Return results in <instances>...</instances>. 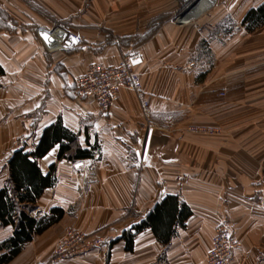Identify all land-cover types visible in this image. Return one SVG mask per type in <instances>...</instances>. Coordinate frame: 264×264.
<instances>
[{
	"label": "crops",
	"instance_id": "obj_1",
	"mask_svg": "<svg viewBox=\"0 0 264 264\" xmlns=\"http://www.w3.org/2000/svg\"><path fill=\"white\" fill-rule=\"evenodd\" d=\"M180 2L0 0V190L13 152L35 151L58 121L75 137L71 155L79 148L91 153L60 158L59 148L48 160L30 157L42 175L51 172L53 184L35 202L42 213L29 212H65L5 264L48 262L68 227L107 243L50 264H207L221 219L240 240L226 264H264V61L257 60L264 20L249 17L264 0H215L186 22L175 19ZM58 24L78 30L84 43L48 51L38 30ZM132 48L141 53L135 65L152 109L142 168L134 151L146 139L138 95L122 87L104 111L78 95L76 81L93 66H116ZM77 160L83 165L75 167ZM167 196L190 210L169 239L150 225L133 231ZM13 231L0 225V243Z\"/></svg>",
	"mask_w": 264,
	"mask_h": 264
},
{
	"label": "built area",
	"instance_id": "obj_2",
	"mask_svg": "<svg viewBox=\"0 0 264 264\" xmlns=\"http://www.w3.org/2000/svg\"><path fill=\"white\" fill-rule=\"evenodd\" d=\"M214 1L215 0H213V2ZM181 2L182 5L192 2L191 4L193 5H191V9H194L197 7L200 0H181ZM41 33H47L51 39L46 41ZM38 36L42 40L45 48L50 52L54 51L53 48L55 46H59L60 49H69L72 47H79L84 43V38L78 30L68 29L62 24H58L53 29H39ZM140 57L141 53L137 51V49L132 48L129 52L122 54L116 66H93L76 81L78 95L81 97L94 98L104 111L110 110L109 108L116 102L119 96L118 93L122 87L132 89L138 95L141 102L142 114L146 122V139L142 145L135 147L134 151L136 155V165L142 168L148 165L149 140L151 138L153 126L151 122L152 109L150 108V100L144 91L143 81L135 65ZM225 94V88H222L221 95ZM190 129L201 132L216 131L214 128L210 127L193 126L190 127ZM82 165V160H77L75 163V167H80ZM37 212L42 213L38 210ZM104 241L105 238L100 235L93 233L89 234L80 229L68 227L58 239L53 251L54 255L50 260L48 262L37 261L36 264H50V262L75 257L79 253L100 247ZM239 247L240 240L237 235L234 234L231 223L226 219H221V222L214 230L212 242L206 255V263L226 264L234 258Z\"/></svg>",
	"mask_w": 264,
	"mask_h": 264
},
{
	"label": "trees",
	"instance_id": "obj_3",
	"mask_svg": "<svg viewBox=\"0 0 264 264\" xmlns=\"http://www.w3.org/2000/svg\"><path fill=\"white\" fill-rule=\"evenodd\" d=\"M249 17L254 19L255 23L264 20V5L249 13ZM74 141V135L58 121L46 128L35 151L26 153L20 148L13 152L9 160L10 177L5 187L0 190V225H12L14 231L10 237L0 243V264H5L14 258L35 234L44 232L63 217L65 211L60 207L52 208L51 213L42 217L33 216L29 212L34 209L35 202L45 187L53 184L51 172L46 176L42 175L36 160L32 161L30 157L43 156L45 150L54 143L62 144L58 153L60 158L89 157L91 153L80 148L75 152V156L69 153L71 143ZM189 214L188 208L184 206L179 208L178 198L167 196L154 207L145 221L133 228V231L150 225L158 237L166 240L169 239L172 226ZM133 236L132 230L124 234L128 239L129 247L132 245Z\"/></svg>",
	"mask_w": 264,
	"mask_h": 264
},
{
	"label": "rangeland",
	"instance_id": "obj_4",
	"mask_svg": "<svg viewBox=\"0 0 264 264\" xmlns=\"http://www.w3.org/2000/svg\"><path fill=\"white\" fill-rule=\"evenodd\" d=\"M181 1V0H180ZM193 2V1H192ZM191 2V3H192ZM191 3H189V4H186V5H182V2H180V6H181V8H180V10H179V12L177 13V15L175 16V19L176 20H178L179 18H181V17H184V16H186V13L192 8V6L191 5H193V4H191ZM264 54H261L260 55V57H259V59H257V60H260V61H264ZM209 59H210V61H209V63L210 64H216L215 63V56L214 55H212V54H210L209 55ZM241 57V62L243 63V64H245V62H247V65H248V61H249V54H245V55H241L240 56ZM215 77L213 76L212 77V79H214ZM38 210V209H37ZM37 210H33L32 212H34V213H37V214H41V213H39V212H37ZM39 211V210H38ZM51 232V231H50ZM49 232V233H50ZM101 236V235H100ZM106 243H107V240H105L104 241V243L100 246V247H98V249H101L102 247H105V245H106Z\"/></svg>",
	"mask_w": 264,
	"mask_h": 264
},
{
	"label": "bare ground",
	"instance_id": "obj_5",
	"mask_svg": "<svg viewBox=\"0 0 264 264\" xmlns=\"http://www.w3.org/2000/svg\"><path fill=\"white\" fill-rule=\"evenodd\" d=\"M213 2V0H200V2L197 4V7L194 8V10H192L191 12H189L185 17L180 18L179 21L181 22H186V20L189 19V16H193L194 14H196L200 9H204V7H206L207 5L211 4ZM58 45V44H57ZM58 49H60V47L55 46L53 48L54 51H57Z\"/></svg>",
	"mask_w": 264,
	"mask_h": 264
},
{
	"label": "snow or ice",
	"instance_id": "obj_6",
	"mask_svg": "<svg viewBox=\"0 0 264 264\" xmlns=\"http://www.w3.org/2000/svg\"><path fill=\"white\" fill-rule=\"evenodd\" d=\"M41 35L44 37L46 41L51 39V37H49L47 33H41ZM61 147H62L61 143H54L53 145L49 146L48 149L45 150L46 154H44L42 158L44 160H48L54 154V152H56Z\"/></svg>",
	"mask_w": 264,
	"mask_h": 264
}]
</instances>
